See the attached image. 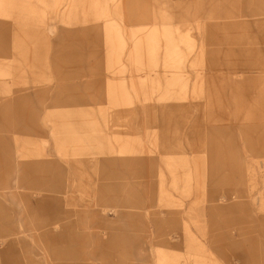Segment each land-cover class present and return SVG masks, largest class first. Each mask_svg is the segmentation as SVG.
I'll return each instance as SVG.
<instances>
[{"label":"rangeland","instance_id":"rangeland-1","mask_svg":"<svg viewBox=\"0 0 264 264\" xmlns=\"http://www.w3.org/2000/svg\"><path fill=\"white\" fill-rule=\"evenodd\" d=\"M264 264V0H0V264Z\"/></svg>","mask_w":264,"mask_h":264},{"label":"crops","instance_id":"crops-1","mask_svg":"<svg viewBox=\"0 0 264 264\" xmlns=\"http://www.w3.org/2000/svg\"><path fill=\"white\" fill-rule=\"evenodd\" d=\"M217 264V263H216Z\"/></svg>","mask_w":264,"mask_h":264}]
</instances>
